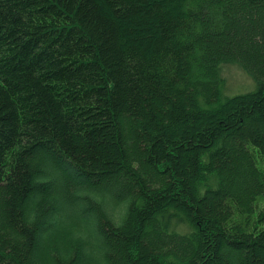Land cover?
<instances>
[{
    "label": "trees",
    "instance_id": "trees-1",
    "mask_svg": "<svg viewBox=\"0 0 264 264\" xmlns=\"http://www.w3.org/2000/svg\"><path fill=\"white\" fill-rule=\"evenodd\" d=\"M260 165L264 0H0V264H264Z\"/></svg>",
    "mask_w": 264,
    "mask_h": 264
},
{
    "label": "rangeland",
    "instance_id": "rangeland-1",
    "mask_svg": "<svg viewBox=\"0 0 264 264\" xmlns=\"http://www.w3.org/2000/svg\"><path fill=\"white\" fill-rule=\"evenodd\" d=\"M247 42L244 47L248 48ZM219 77L223 80L222 95L225 98H232L256 91L257 85L253 78L246 73L243 67L235 62L223 63L218 67ZM264 168V166L260 165ZM58 189L57 185L53 186ZM49 194V192H47Z\"/></svg>",
    "mask_w": 264,
    "mask_h": 264
}]
</instances>
